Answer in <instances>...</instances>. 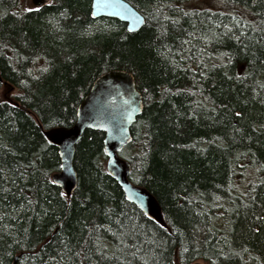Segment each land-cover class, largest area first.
Here are the masks:
<instances>
[{"label":"trees","instance_id":"16d2710c","mask_svg":"<svg viewBox=\"0 0 264 264\" xmlns=\"http://www.w3.org/2000/svg\"><path fill=\"white\" fill-rule=\"evenodd\" d=\"M129 32L90 0L24 10L0 0V264H264V0H124ZM130 73L143 110L118 153L157 200L165 226L106 172L104 134L75 146L74 192L51 176L43 130L69 127L100 75Z\"/></svg>","mask_w":264,"mask_h":264},{"label":"water","instance_id":"95a60500","mask_svg":"<svg viewBox=\"0 0 264 264\" xmlns=\"http://www.w3.org/2000/svg\"><path fill=\"white\" fill-rule=\"evenodd\" d=\"M50 1L32 0V3L34 7H44ZM90 1L93 19L118 20L126 25L129 32L138 31L144 25L143 16L124 0ZM142 110V96L130 73L112 70L96 78L78 104L76 118L71 126L43 130L46 141L57 149L60 161V168L52 174L51 180L69 197L77 186V175L73 167L77 142L85 130L103 132L107 174L117 182L127 201L138 207L146 217L164 227L157 200L147 189L128 180L129 163L118 155L131 141L130 128ZM17 258L18 256L14 258L13 264H16Z\"/></svg>","mask_w":264,"mask_h":264},{"label":"rangeland","instance_id":"374dc122","mask_svg":"<svg viewBox=\"0 0 264 264\" xmlns=\"http://www.w3.org/2000/svg\"><path fill=\"white\" fill-rule=\"evenodd\" d=\"M187 9H198V10H213V11H225L223 4L220 0H186ZM21 7L24 10L34 8L32 0H21ZM16 93V89L9 84L3 85L0 90V101L1 102H13V96ZM197 264H205L204 262H198Z\"/></svg>","mask_w":264,"mask_h":264}]
</instances>
